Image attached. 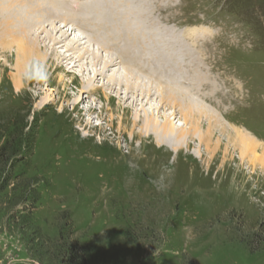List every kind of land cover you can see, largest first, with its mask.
I'll list each match as a JSON object with an SVG mask.
<instances>
[{
  "label": "rangeland",
  "instance_id": "1",
  "mask_svg": "<svg viewBox=\"0 0 264 264\" xmlns=\"http://www.w3.org/2000/svg\"><path fill=\"white\" fill-rule=\"evenodd\" d=\"M158 2L159 21L169 24L173 19L176 25L202 24L212 30L182 53L179 69L172 66L169 72L161 67L160 72L161 77L185 75L177 78L179 85L187 84L219 122L203 117L202 145L192 140L178 153L146 139L147 149L138 150L143 157L135 154L126 160H141V166L132 175L123 166L112 174L107 170L114 165L98 152L86 154L89 145L82 138L83 133L92 141L106 138L117 150L114 154L127 155L128 132L117 131L116 119L112 130L107 126L101 87L83 94L73 110L79 81L73 80L69 68L32 59L16 88L10 79L15 73V44L0 49V146L17 144L15 156L0 164V264H59L63 246L66 250L74 244L89 255V264H264V165L254 162V156L264 158V148L257 145L264 147V0H173L169 6L167 0ZM140 7L148 12L142 2ZM172 9L175 16L170 17ZM49 18L43 16L47 31L52 22L63 24ZM141 22L145 30L133 29L139 35L125 33L139 49L122 42L149 70L136 68L146 79L156 74L155 58L145 54L154 47L151 36L145 35L152 23ZM97 26L89 29L80 21L74 35L88 33L90 48L106 49L114 35ZM56 47L65 53V47ZM107 93L120 100L124 112L131 107L129 100L121 99L123 94L118 98L113 91ZM144 100L141 107L160 123L163 116L172 120V110L158 99L150 100L154 106ZM87 103L96 104L90 117L101 122L100 127L85 123L88 115L82 107ZM144 110L138 111L141 116ZM130 116L131 111L126 113ZM175 116L173 123L181 120L178 113ZM243 142L250 152L240 159Z\"/></svg>",
  "mask_w": 264,
  "mask_h": 264
},
{
  "label": "bare ground",
  "instance_id": "2",
  "mask_svg": "<svg viewBox=\"0 0 264 264\" xmlns=\"http://www.w3.org/2000/svg\"><path fill=\"white\" fill-rule=\"evenodd\" d=\"M172 1L173 0H167L168 4ZM91 2L93 5H90ZM98 2L108 7L109 16L107 17L111 18L113 22L119 23L118 26L122 27L121 30H118L119 35L112 33L115 37L113 35L112 38L109 37V39H111L110 42L106 45L104 44L106 49H96L95 47L90 48L87 45L90 40L87 36L88 33H85L82 36L74 35V31L77 30L75 28L76 23H80V21L84 24V26L86 25L87 28L94 29L92 24L93 19L96 17L97 13H102L103 9L98 6ZM141 2L145 6L144 11L148 10V12L144 13L142 11L140 7ZM159 2L158 0H90L80 3L78 6L79 10H74L72 8V5L75 4L74 0H0V49L6 51L12 44H15L14 53L12 55L14 56L15 73L10 74V79L16 88L21 85V77L26 75V65H28L32 59L41 63V65L48 64V62H50V64L56 63L55 65L59 68L63 66L67 67L69 70H66L69 71V73L71 71L74 75L73 80L76 81V78L78 79L79 82H77L76 87L79 91L78 95L73 99V110H75L76 107L83 101L84 96H86L83 94H93V92L97 90L98 86L101 87L102 98L106 101V115L110 121V124H107V126H109L110 130H112L113 122L116 119L117 131L120 133L128 132L129 141L127 142V155L122 156L117 153L114 154L117 150L114 148L111 149V145L113 146V143L108 142L106 138L99 137L97 138V141H92L91 136L88 133H83L82 138L83 140L88 141L90 148H88L89 151L86 154L90 155L93 153V155H97L96 152H98V154H103L101 155L102 158L107 157V160L109 159L110 161L109 163L114 165V167L109 169L110 171L107 170L110 173L112 172V174H114L113 172H116V169L123 166V168L128 171L126 174L132 175L131 172L136 170L135 168L141 166L139 163L141 160L136 163L133 161L126 163V160L128 158H133L132 156H135V154L137 155V159H140L139 156L143 157V154L141 155L138 150L141 151L146 148V139L151 138L158 146H164L166 149L168 148L171 151L178 153L183 147L188 148L189 142L192 140H196L198 144L202 145V140L205 138V134L202 133V125H200V123H202L203 117L207 118L208 121L220 120L213 109H209L202 100L196 98L191 94V92H189V87H187L186 82V85H179L180 80H177V78H181L185 75H162V77H165L167 82L161 77V67L171 72L170 69L172 64L184 63L183 59L178 60L176 58H179V55L182 56V53L184 52L187 53L188 47L192 46L191 44H187L186 38L190 39V36L196 39L201 38V34H204L206 30L201 28L176 30L173 26L165 24L161 22V20L159 21L155 16L156 13H160L162 10L161 3ZM116 5L120 8H115L117 13H115V19L113 17L112 6ZM62 11H65L66 13L70 12L72 13V16L74 15V17L69 18L67 15L61 14ZM44 15L51 18H57L63 24L58 26L52 22L50 23V30L47 31L45 25H43V22H45L43 19ZM141 21H144L146 24L152 23L150 26L148 25V33L151 32L153 37H155V40L152 41L154 46L153 49L150 52L147 51L145 54H149L152 58H155V65H153V69L156 74L154 77L149 75L150 77H146L147 80L141 77V74L137 71V69L145 68L144 70H149L146 69L147 67L142 65L136 53H131L125 44L126 42L130 45L132 44L130 38L126 37L124 34L126 28L130 27L131 29L137 30L138 28H143L145 30L146 25H140L142 23ZM124 24L126 25L125 28H123ZM108 30L99 31L108 32ZM91 32H89L90 35H92ZM42 33L44 34L43 37H41ZM168 37L169 39H167ZM115 39L119 41V44L116 45L115 42L117 41H115ZM122 39L125 43L122 42ZM47 40L51 42V44L44 43ZM182 42L184 45H180ZM39 43H41V45ZM91 43L92 42H90V44ZM170 43L174 46L173 52L170 51V49H172L170 48L172 47L169 45ZM56 46L60 48L65 47V53H58ZM176 47H178L181 52H179V49L176 50ZM107 49L114 50L115 53L110 54ZM130 49L133 50L132 45ZM43 51H45V53ZM47 52L49 56L47 55ZM174 52L175 59H173ZM149 63L151 62L148 61V64ZM122 64H126L127 68L125 69V66ZM118 67H121L123 71L120 72ZM77 68L78 70L76 73ZM165 70L162 69L164 72ZM167 71L166 75L168 74ZM146 74L150 73L147 72ZM104 79L105 81H103ZM99 82H101V85H96ZM108 91H113V93L115 92L117 95L123 94L121 95L123 96L121 99L125 101L129 100V104L132 108L127 107L126 112H124L125 108L123 109L121 107L120 100L114 101V99L108 95ZM153 97L155 100L158 99L162 106L172 110V120L178 117L175 116L177 113L181 120L173 123L171 122L172 120L169 121V117L163 116L165 120L160 123L153 117V115H149V112L141 107V101L144 98V101H150ZM118 98H120L119 95ZM136 98L138 99L135 100ZM94 103H87L81 107L85 114L88 115L87 119H85V123L90 126L95 125L100 127L102 124L101 122L95 123L92 121L93 119H91V113L96 109V104ZM147 104L150 105L149 102H147ZM152 104L151 106H154V104ZM138 106L140 108H138ZM103 107V104L101 108L99 107L100 112L103 110ZM140 110H144L143 116H141L138 112ZM129 111H131L132 116L126 117V113ZM138 122H140V128L138 131H135L134 129ZM129 123H131V127H128ZM95 126H93V128H95ZM68 129H72V126H68ZM243 137H246L245 139H242L245 142L248 136L246 135ZM136 140H138V142L134 147V142ZM244 142L239 150L240 159H245L247 157L246 154L250 152L249 144ZM257 145L264 148L262 144L257 143ZM155 153L156 151H153L151 157L152 161L157 157ZM90 156L88 157L90 158ZM254 157L256 158L254 159V162L261 166L264 165L263 156L260 158H257V156ZM250 162L255 164L252 160ZM260 162L263 164H260ZM128 188L132 189V186H128Z\"/></svg>",
  "mask_w": 264,
  "mask_h": 264
},
{
  "label": "trees",
  "instance_id": "3",
  "mask_svg": "<svg viewBox=\"0 0 264 264\" xmlns=\"http://www.w3.org/2000/svg\"><path fill=\"white\" fill-rule=\"evenodd\" d=\"M16 146L17 144H13L9 147L7 142L0 146V164L8 162L11 157L15 156ZM64 249L63 246L62 252L58 254L60 255L59 264H89V255L78 245L74 244L72 248Z\"/></svg>",
  "mask_w": 264,
  "mask_h": 264
}]
</instances>
